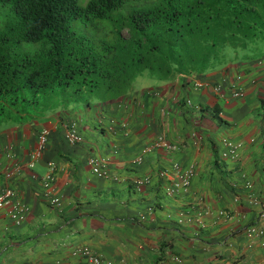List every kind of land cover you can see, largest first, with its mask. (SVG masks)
<instances>
[{
  "label": "crops",
  "instance_id": "obj_1",
  "mask_svg": "<svg viewBox=\"0 0 264 264\" xmlns=\"http://www.w3.org/2000/svg\"><path fill=\"white\" fill-rule=\"evenodd\" d=\"M142 86L115 101L0 127V191L11 186L27 207L18 224L0 210V264H80L71 253L77 246L102 264H264V246H248L242 232L258 219L245 199L264 201V51ZM234 87L242 98L231 97ZM72 121L83 138L75 144L65 136ZM43 129L45 147L29 166ZM159 135L178 148L143 151ZM225 137L243 143L237 159L222 155ZM91 156L105 160L107 177L92 172ZM187 168L194 171L188 189L169 193ZM142 177L149 182L138 187Z\"/></svg>",
  "mask_w": 264,
  "mask_h": 264
},
{
  "label": "trees",
  "instance_id": "obj_2",
  "mask_svg": "<svg viewBox=\"0 0 264 264\" xmlns=\"http://www.w3.org/2000/svg\"><path fill=\"white\" fill-rule=\"evenodd\" d=\"M259 40L264 0H0V127L118 100L143 74L204 73Z\"/></svg>",
  "mask_w": 264,
  "mask_h": 264
},
{
  "label": "built area",
  "instance_id": "obj_3",
  "mask_svg": "<svg viewBox=\"0 0 264 264\" xmlns=\"http://www.w3.org/2000/svg\"><path fill=\"white\" fill-rule=\"evenodd\" d=\"M200 85L199 83H197ZM214 89L220 93L221 86L216 85ZM231 97L234 98H242L244 96V91L241 88H231L230 91ZM195 108L200 110L199 106L196 105ZM114 120H111L113 122ZM48 131L43 129L39 132L38 142L36 147L32 150L29 155L28 165L32 166L33 161L37 159L42 150L45 147L47 141ZM66 139L69 143L75 144L82 141V136L77 129V124L75 122H71L65 133ZM222 144L225 147V150L222 152V155L228 158L237 159L240 151L243 148V143L241 141H236L231 138L225 137L222 139ZM153 148H161L166 151H174L178 148V145L175 142L170 141L166 136L159 135L154 141L147 147L143 149V151H150ZM9 156V152L7 153ZM138 160L140 158H137ZM87 163L91 167L92 172L97 174L98 176H108V172L105 169V160L99 159L96 157H89ZM13 175L12 171H6L3 174V177L6 179H10ZM194 175V171L192 168L183 169L178 172L177 176L174 177L171 181L170 186L167 188L169 193L178 192L179 190H187L191 184V179ZM45 183H48L53 180V168L50 167V171L44 176ZM149 177L137 178L134 181L138 187L141 185L148 183ZM246 188H252V182L250 180L245 181ZM15 190L11 186H5L0 191V210L6 209V213L12 218V220L18 224L22 219L27 210L26 205L20 203L19 201L14 199ZM246 203L250 206L256 207L257 209V221L252 224H248L243 227L242 232L248 240V246H251L255 241L260 246H264V201L259 198L257 195H249L248 198L245 199ZM51 203L54 205H59L60 203V195L51 198ZM220 215H229V212H225L223 210L219 211ZM227 240H224L226 243ZM231 243H229L230 245ZM73 255H79L83 258L80 264H102V260L100 256L93 253L88 247L85 246H77L72 252ZM106 264H112L111 262H106Z\"/></svg>",
  "mask_w": 264,
  "mask_h": 264
},
{
  "label": "rangeland",
  "instance_id": "obj_4",
  "mask_svg": "<svg viewBox=\"0 0 264 264\" xmlns=\"http://www.w3.org/2000/svg\"><path fill=\"white\" fill-rule=\"evenodd\" d=\"M253 49H256L259 51V50H263L264 51V40H259L257 42H255L252 46H251ZM225 51V55L224 57H237L238 55H241L243 53L242 50L240 51H235L233 48L231 47H226L224 49ZM231 57V58H233ZM154 82H158V80L154 79V78H151L149 77L147 74H143V75H140L138 76L135 81H134V84H139V86H147V85H152ZM143 87V86H142Z\"/></svg>",
  "mask_w": 264,
  "mask_h": 264
}]
</instances>
